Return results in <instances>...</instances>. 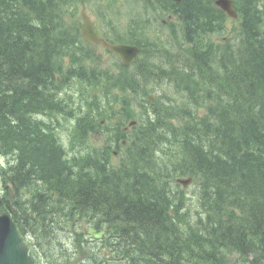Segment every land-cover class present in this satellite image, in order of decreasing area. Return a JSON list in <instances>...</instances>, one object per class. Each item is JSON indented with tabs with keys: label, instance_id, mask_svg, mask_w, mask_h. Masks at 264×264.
Here are the masks:
<instances>
[{
	"label": "trees",
	"instance_id": "1",
	"mask_svg": "<svg viewBox=\"0 0 264 264\" xmlns=\"http://www.w3.org/2000/svg\"><path fill=\"white\" fill-rule=\"evenodd\" d=\"M68 1L0 0V80L22 73L14 60L8 61L10 50L17 49L15 40L24 43L19 44L24 61L44 65L41 81L30 82L29 90L15 89V95L5 90L2 95V99L15 102L7 113L0 105V139L6 138L8 131L33 134L25 130L31 128V122L25 126L23 117L48 111V87L82 89L91 84V77L85 79L86 71H81L78 64L66 72L64 62L57 55L49 57L46 49L57 37L56 29L66 27L59 8ZM200 1L210 9H191L194 24L176 9L179 3L166 0L163 5L166 12L179 18L182 32L194 38V44L184 49V65L194 67L199 76L186 77V88L215 85L227 67L226 59L239 55L252 61L255 98L238 107L229 118H225V112L222 122L209 121L217 105L207 102L204 118L195 117L191 109L179 110L178 123L169 126L184 144L188 159L189 165L183 166L181 174L193 177L198 187L195 221L193 210L185 205V192L175 189L174 179H166L159 164L148 158L118 170L104 164L105 168L94 172V181L101 182L99 185L86 186L90 181L87 175L78 181L75 198L90 201L96 212L111 216L108 230L117 231L132 263L175 264L183 260L188 264H233V256L239 255L248 264L247 255L251 253V264H264V0H233L240 18L238 34L233 44L223 45L216 44L213 37L225 35V14L214 8L216 0ZM171 30L176 35L174 26ZM203 51L207 55L201 59ZM64 52L67 50L58 57ZM78 96L88 98L83 93ZM143 156L144 150L138 151L137 159ZM92 160L96 166L101 164L96 157ZM27 162L33 169H16L22 182L31 183L41 174L47 179L58 177L61 164L43 146L38 152L30 149Z\"/></svg>",
	"mask_w": 264,
	"mask_h": 264
},
{
	"label": "bare ground",
	"instance_id": "2",
	"mask_svg": "<svg viewBox=\"0 0 264 264\" xmlns=\"http://www.w3.org/2000/svg\"><path fill=\"white\" fill-rule=\"evenodd\" d=\"M158 0H143L144 4L151 9H160L165 3L166 0L162 3H157ZM194 1V2H193ZM139 8H142L139 6ZM176 9H180L182 14H184V18L189 24L195 23V17L190 15L189 12L191 9H210L204 2L200 0H184L183 3L179 4ZM153 19L145 23V26L149 25ZM163 27V26H161ZM160 27V29H161ZM166 28H163L161 30V33L164 32ZM168 30V27H167ZM175 30V29H174ZM176 35L172 32V30L169 33V40H164V50L162 48H159L157 51L153 52L151 50H148L147 52L149 55L147 56L146 60L140 65L139 70L143 74H147V72L150 70L152 65L156 61H164L166 60V67L165 70L168 73L170 64L172 63L173 59H177V55L174 49V46L177 45H184V46H192L194 44V38H189L186 36L185 32H182V27L176 28ZM13 34V33H11ZM131 34L133 36L137 35V31L135 29H132ZM15 46H17L16 50H10L9 55V63H12L13 60L15 62V65L18 70L22 71V73H19L20 76H17L13 79H1L0 85H2V88L0 87V105L4 106V112L7 113L9 110L13 109V105L15 100L11 99H2V95L5 94V90L10 91L13 95L18 93L15 89L20 88H26L30 82H33L35 80V83L38 81H41L40 78H42V75H44V65L41 62H33V64H29L26 61L23 60L22 54H21V46L19 44H24L21 40H15L13 41ZM67 45L66 38L63 36L54 37L50 44L46 47L48 50V56L53 58L56 55L62 53ZM207 55V51H203L201 59L205 58ZM209 60V59H207ZM227 62V67L223 69L221 72L220 77L218 78L215 85L210 87H202V88H196V89H190V88H181L179 91L184 97V100L190 105V106H197L200 104H204L207 102H214L217 105V108L213 109L209 114V121L210 122H222V117L224 116L225 112V118H229L236 112L237 108L249 103L250 101L255 98L254 92H253V86H252V75L253 71L251 69L252 61L249 58H243L241 56H235L233 59ZM180 68H182L183 72L186 74L187 77H194L197 79L199 76L196 71H194V67L191 66H185L184 64L180 65ZM12 71V70H11ZM15 72V70H14ZM27 80V81H25ZM23 81V82H22ZM251 81V82H250ZM34 83V82H33ZM258 98V97H257ZM164 116V112H147L145 116L143 117V125L149 126V129L146 132H143V136L148 141H156L157 135H158V125L156 121L161 120ZM222 116V117H221ZM225 120V119H224ZM170 127H168L165 130V135L170 132ZM197 131V129H195ZM194 132V130H193ZM18 136L15 134V136H9V138L6 141H17ZM22 144L23 148L27 150V146L25 143L30 144H37V138L34 134H27L24 138L21 139V141H17ZM54 148L58 153H62L61 150L53 143ZM156 156L154 150H148L147 151V158L148 160L154 159ZM43 208V206H42ZM184 259H186L184 257ZM209 261L212 262V258H208ZM64 262L67 264H70V262H67L66 259H64ZM73 264V263H72ZM175 264H188L186 261L179 260Z\"/></svg>",
	"mask_w": 264,
	"mask_h": 264
},
{
	"label": "rangeland",
	"instance_id": "3",
	"mask_svg": "<svg viewBox=\"0 0 264 264\" xmlns=\"http://www.w3.org/2000/svg\"><path fill=\"white\" fill-rule=\"evenodd\" d=\"M86 1V0H84ZM91 3H86V4H91L94 5V9L92 7H90L89 5H87V9L85 10L86 13L91 16L92 19L96 18V14L98 16H100L101 18H104V13L101 11V8H108L110 11L113 10L115 11V9H117L116 7L119 6L120 12L112 15L114 18H112V20L116 21L117 25L118 22L120 21V27H124L126 25H128V22L130 21V19L132 18H136L137 16H140L141 14V18H151L153 19V21L146 26V31L141 30L140 33H146L145 36L142 38V41L146 44H159L160 43V38L158 37V34H163L164 36L166 35L167 30V21L166 18H164V15H161L160 11H156V9H152V10H146V5L144 4L143 0H89ZM9 2V0H8ZM136 2V3H135ZM63 3V2H62ZM139 6L142 7L139 8ZM11 7V4H10ZM137 7V8H136ZM150 8V7H149ZM69 9H73L72 11L75 13V18L78 20L79 23V19L80 17V13L82 11L83 5L82 4H78L76 7H72V5L70 4L68 8H65L63 6V9L59 8V11H65L66 12V17L70 18L71 22H72V13L73 12H68ZM150 21V20H149ZM148 22V21H147ZM163 26V27H161ZM119 27V26H118ZM161 27V29H160ZM163 28H166V30H164L163 33H161V30H163ZM239 28V24L232 22V21H227L226 23V34L227 37H235L236 32L238 31ZM103 32H105V29H102ZM162 40L164 41L165 38H162ZM216 43H219L221 41L220 38L215 39ZM177 49V48H176ZM97 51L99 53L102 54L103 56V66H110V62L112 63V68H111V73H115L117 68H118V62H116V60L111 56L108 55L103 48L98 47ZM147 58V56H142L138 61L136 66H140L141 61L144 58ZM175 61H172V63L170 65H172ZM165 64L164 61L160 62V61H156L153 65H152V69L155 71H160L161 70H165ZM27 81V80H25ZM121 85V84H120ZM146 91L153 95L155 98H158L162 95H169L172 96L175 92V88L173 85H171L170 81H164V83H160V82H152L150 84H147L145 87ZM18 103V102H17ZM201 110V109H200ZM84 118L86 119V117L84 116ZM81 122L83 124H86L87 121L86 120H81ZM6 132V131H5ZM18 131H8L7 134L11 135V136H15V134H17ZM62 140L63 143L68 146V137L67 134L62 135ZM26 146H31L29 143H25ZM98 145L100 146L101 144L98 143ZM12 154V153H11ZM10 154V155H11ZM8 154V156H10ZM220 156V155H219ZM220 158H223L220 156ZM3 163L7 162V165L9 166V160L5 162V160H2ZM120 162V158H112V164L114 166H118ZM27 166H29L28 163H26ZM174 166H176V163H173L171 165V167L173 168ZM134 168H139L138 166H135ZM11 172H7L6 173V177L10 178L11 176ZM2 179V175H0V180ZM174 188L176 189L177 187L174 186ZM196 189L197 186H191L190 188H188L186 190V204L187 206H189L190 208H192V210H196L195 208L197 207L196 203ZM33 191H24L23 196L21 197V201H27ZM193 199V200H191ZM194 201V202H193ZM25 207H28L30 209V213H27V215H25L24 218L26 217H32L33 215V210H31L30 208V203L25 202L22 205H18L17 204V208L20 210H23ZM80 210V209H79ZM81 211V210H80ZM97 217V216H96ZM195 221V219H194ZM90 225L89 222L83 221L81 223V229L85 230L88 226ZM31 227V226H30ZM32 228V227H31ZM64 237V240H61V238ZM36 238L38 239L39 243H42L45 241V243L39 244L36 242V240L33 238H30L29 236H27V239L29 241V243L33 246L34 250L39 254L40 258H41V262L42 264H50L49 263V253L47 251V247L46 244L51 243V245H58V246H62V247H69V239H68V230H64L63 233L60 235L58 232H53L51 234V238L52 241H47V239H44V236L42 234V232L40 230H37L36 232ZM47 241V242H46ZM110 254H106V253H101L97 258L98 259H102V258H109Z\"/></svg>",
	"mask_w": 264,
	"mask_h": 264
},
{
	"label": "water",
	"instance_id": "4",
	"mask_svg": "<svg viewBox=\"0 0 264 264\" xmlns=\"http://www.w3.org/2000/svg\"><path fill=\"white\" fill-rule=\"evenodd\" d=\"M217 6L225 10L232 18H237V13L233 8V2L229 0H219L216 3ZM86 38L93 40L94 35L92 31H85ZM124 53V50H120ZM185 187L189 184L188 181H181ZM0 218V264H30L26 258V252L18 248V240L16 238L13 225L6 220Z\"/></svg>",
	"mask_w": 264,
	"mask_h": 264
}]
</instances>
